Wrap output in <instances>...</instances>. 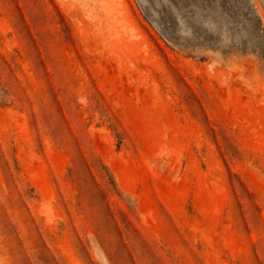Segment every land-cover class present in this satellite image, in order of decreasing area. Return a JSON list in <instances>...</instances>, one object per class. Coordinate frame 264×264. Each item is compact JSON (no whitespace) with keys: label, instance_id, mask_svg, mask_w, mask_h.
I'll use <instances>...</instances> for the list:
<instances>
[{"label":"rangeland","instance_id":"374dc122","mask_svg":"<svg viewBox=\"0 0 264 264\" xmlns=\"http://www.w3.org/2000/svg\"><path fill=\"white\" fill-rule=\"evenodd\" d=\"M0 264H264V0H0Z\"/></svg>","mask_w":264,"mask_h":264}]
</instances>
